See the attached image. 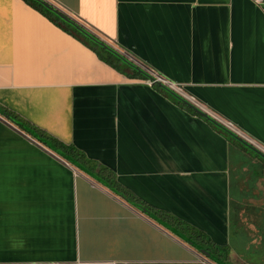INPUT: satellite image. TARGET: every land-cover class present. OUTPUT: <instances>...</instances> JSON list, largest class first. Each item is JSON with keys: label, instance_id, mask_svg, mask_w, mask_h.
Returning a JSON list of instances; mask_svg holds the SVG:
<instances>
[{"label": "crops", "instance_id": "obj_1", "mask_svg": "<svg viewBox=\"0 0 264 264\" xmlns=\"http://www.w3.org/2000/svg\"><path fill=\"white\" fill-rule=\"evenodd\" d=\"M47 1L127 61L0 0V264H264V157L145 81L264 150V0Z\"/></svg>", "mask_w": 264, "mask_h": 264}, {"label": "trees", "instance_id": "obj_2", "mask_svg": "<svg viewBox=\"0 0 264 264\" xmlns=\"http://www.w3.org/2000/svg\"><path fill=\"white\" fill-rule=\"evenodd\" d=\"M27 2H29L30 4H32L33 6H35L36 8H38L39 10H41L43 13H45L47 16H49L54 22L60 24L61 26H63L67 31H69L70 33L80 37L81 39H83L85 42H87L88 44L92 45L95 49L101 51V52H105L106 56H104V54H102L103 58L109 60L110 58H114V59H124L127 61V59H125V57H123L120 53H118L115 49H113L110 46V49L102 46L97 40H101L99 39L97 36H95L94 34L90 33L87 29H85L82 25H80L78 22L77 24L80 25L85 31L89 32L91 35H94L97 40L92 39L88 34H86L84 31H81L80 29L77 28L76 25H74L72 22H68L65 19H63L59 14H57L55 11L49 9L48 7H46L44 4H42L40 1L38 0H26ZM74 20V19H73ZM75 21V20H74ZM131 64V63H130ZM132 66H134L138 71H140L142 74H144V76H148L143 70H141L139 67L131 64ZM163 86V85H162ZM170 90V89H169ZM172 92V91H171ZM173 94H175L179 99H181L176 93L172 92ZM0 110L5 113V115L10 116V113L8 111H3L1 108ZM13 120L16 121L15 117H11ZM17 122V121H16ZM213 123H215L218 127H220L221 129H223L227 134H229L232 137H235L233 132H231L230 130H228L227 128H225L222 124L217 123L215 121L212 120ZM18 123V122H17Z\"/></svg>", "mask_w": 264, "mask_h": 264}, {"label": "built area", "instance_id": "obj_3", "mask_svg": "<svg viewBox=\"0 0 264 264\" xmlns=\"http://www.w3.org/2000/svg\"><path fill=\"white\" fill-rule=\"evenodd\" d=\"M138 63V62H137ZM147 72H149V78H147L145 81L149 84V85H155V84H161L165 87H167L168 89L172 90L173 92H175L176 94H178V96L192 102L193 104H195L192 100L187 99L184 94L182 93V87L177 83L174 82L173 80H170L160 74H157L156 72L147 69ZM191 99V98H190ZM196 105V104H195ZM197 106V105H196ZM201 109V108H200ZM205 111V110H203ZM207 112V111H205ZM215 121H217L218 123L222 124L225 128H227L228 130H230L231 132H233L234 134L240 136L241 138H243L246 142H248L249 144L257 147L259 150H261L262 152H264V150H262L252 139L248 138L247 136H245L244 134H242L239 130H237V128L228 121H224L221 118H218V116H215L214 114H211L209 112H207Z\"/></svg>", "mask_w": 264, "mask_h": 264}, {"label": "water", "instance_id": "obj_4", "mask_svg": "<svg viewBox=\"0 0 264 264\" xmlns=\"http://www.w3.org/2000/svg\"><path fill=\"white\" fill-rule=\"evenodd\" d=\"M40 1L42 4H44L46 7H48L49 9L55 11L57 14H59L63 19H65L68 22H72L74 25L77 26L78 29H80L81 31H84L86 34H88L92 39L97 40V38L94 35H91L89 32L85 31L80 25L77 24L76 21H74L69 15H67L66 13H64L63 11H61L59 8L55 7L53 4H51L49 1L47 0H38ZM102 46L110 49V46L104 42L103 40H97ZM142 70V69H141ZM161 85V84H159ZM180 97V96H179ZM181 100L186 103L190 108L194 109L197 113H199L201 116L207 118L208 120H213L215 121L207 112L203 111L202 109H200L198 106H196L195 104H193L192 102L180 97ZM217 122V121H215ZM218 123V122H217ZM234 134V133H233ZM234 136L239 139L240 141H242L244 144H246L248 147L252 148L253 150H255L256 152H258L262 157H264V152H262L261 150H259L257 147L249 144L248 142H246L243 138H241L240 136L234 134ZM146 210V208H144ZM200 250L202 252H204L207 256H209L210 258H212L213 260L217 261V262H221L217 257L213 256L208 250H205L203 248H200Z\"/></svg>", "mask_w": 264, "mask_h": 264}]
</instances>
